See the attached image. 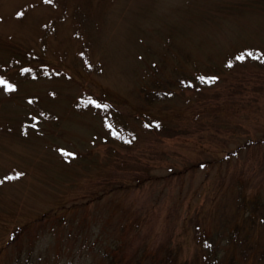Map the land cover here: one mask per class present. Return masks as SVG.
Returning <instances> with one entry per match:
<instances>
[{
    "label": "rangeland",
    "instance_id": "obj_1",
    "mask_svg": "<svg viewBox=\"0 0 264 264\" xmlns=\"http://www.w3.org/2000/svg\"><path fill=\"white\" fill-rule=\"evenodd\" d=\"M221 1L0 0V264H94L112 241L189 257L264 199V141L236 150L264 136V0ZM145 46L219 71L150 105L158 133L135 118Z\"/></svg>",
    "mask_w": 264,
    "mask_h": 264
},
{
    "label": "trees",
    "instance_id": "obj_2",
    "mask_svg": "<svg viewBox=\"0 0 264 264\" xmlns=\"http://www.w3.org/2000/svg\"><path fill=\"white\" fill-rule=\"evenodd\" d=\"M221 2H223V6L221 5L219 8L226 11V8H228L226 4L230 3L225 0ZM211 16L214 17L215 14ZM145 49L150 59L149 61L146 59L145 71L150 80L140 85L141 91L139 93L142 94L145 100V106L137 109L135 118H140L143 121L145 129L158 133L163 129V125L156 123L150 117V105L169 98L173 95V87L176 86L200 89L206 85H213L216 82L219 71L216 69L217 67H210V65L200 69L201 66L195 62L193 63L195 65L194 69L188 73L180 70V66L177 63H174L173 67L167 68L166 58L169 53L167 49L163 52L161 49L157 52L151 51L149 46H145ZM242 54L250 55L253 60L259 59L257 50L250 46L245 48ZM182 58L186 60L187 55H183ZM230 67L224 66L223 70H229ZM236 85L242 86L241 81H238ZM93 98L96 100L95 104L93 103L94 107H102L103 109L101 110H104L106 118L113 115L111 112L113 106L108 101L109 95L107 93L94 94ZM263 138H249L244 144L238 145L236 150L242 149L245 145L263 142ZM225 158L227 160L226 155L215 158L214 161L211 160L210 165L213 162H223ZM205 162L209 163V161ZM206 163L198 162L195 165H205ZM149 179H151V176L145 178V180ZM238 205L248 208V211L241 216V219L239 221L235 219L230 223L222 222L220 225L217 223L211 233L196 236L193 239L196 247L189 257L185 256L182 258L179 253L178 246L183 242L181 239L176 240L173 246L167 245L164 247L160 243L155 251H148L144 242L130 253L123 252L122 247L116 241H112L107 246H104L101 251H96L99 256L95 259L94 264H257L259 260L263 261L264 257V232L262 235L254 236L255 228L258 226H263L264 228V199L259 198L257 195L248 197L243 195L238 198ZM185 219L182 221L183 225L186 224ZM14 237L13 232L11 240ZM36 257L38 256L27 259L33 262Z\"/></svg>",
    "mask_w": 264,
    "mask_h": 264
},
{
    "label": "snow or ice",
    "instance_id": "obj_3",
    "mask_svg": "<svg viewBox=\"0 0 264 264\" xmlns=\"http://www.w3.org/2000/svg\"><path fill=\"white\" fill-rule=\"evenodd\" d=\"M238 59H243V57L241 56V57H238ZM8 179H12V177H9Z\"/></svg>",
    "mask_w": 264,
    "mask_h": 264
}]
</instances>
